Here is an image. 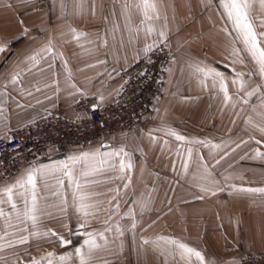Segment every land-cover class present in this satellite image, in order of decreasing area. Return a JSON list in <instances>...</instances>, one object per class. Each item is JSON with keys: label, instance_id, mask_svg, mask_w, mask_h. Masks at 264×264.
Returning a JSON list of instances; mask_svg holds the SVG:
<instances>
[{"label": "crops", "instance_id": "0c3cea01", "mask_svg": "<svg viewBox=\"0 0 264 264\" xmlns=\"http://www.w3.org/2000/svg\"><path fill=\"white\" fill-rule=\"evenodd\" d=\"M61 2L0 0V43L7 44V51L0 54V93H4L0 103L4 104L3 117H7L10 128L7 135L51 112L63 111L76 118L71 108L82 99L99 106L115 103L125 85L123 73L143 58L142 50L154 42V49L168 43L172 51L162 94L145 118L144 128L111 134L99 142L41 158L0 183V187L14 183L31 165H51L72 154L123 147L134 165L128 173L131 185L124 189L126 181L117 178L120 173L106 169L91 178L95 183L86 189L96 194L91 197L96 204L95 216L89 217V225L79 232H104L107 238L106 246L94 253L92 264H185L173 246L163 241L159 248L143 243L144 239L157 241L159 237L175 238L200 250L208 264H230L233 260L243 264L246 254H264V194L242 193L232 187L264 188V157L253 159L256 149L264 152V133L259 130L264 128V107L258 95L248 104L226 102L211 79L204 85L200 83L201 77L193 67L208 65L224 73L233 101L248 99L246 91L264 84L247 53L241 52L243 63H233L237 58L231 55L232 48L242 49L243 45L218 0H156L160 18L144 23L134 7L135 0H127V14L126 0H63V11ZM253 15H264L259 0L254 2ZM148 24L156 29L152 34L146 32ZM71 29L86 35L77 40ZM161 30L166 32V41L158 35ZM49 42L50 51H43ZM34 55L35 62L28 59ZM240 72L245 73L247 81L244 91L231 83ZM16 73L18 81L12 83ZM101 95L103 102L99 100ZM3 117L0 138L5 137ZM168 129L188 140L206 141L207 146L178 141L167 134ZM188 148L193 150L190 160ZM115 162L118 164L119 158ZM117 188L120 194L112 199ZM63 191L68 199L65 211L60 210L58 198L48 196L42 201L44 214L38 230L54 231L72 243L62 246L51 235L30 238L26 244L0 251V264H31L48 252L57 256L73 253L71 259L57 264H79L74 249L86 237L78 232V213L67 181ZM41 192L48 195L43 185ZM138 201L147 207L142 209ZM117 203L119 211H109ZM3 207L11 211L7 204ZM130 209L135 212V230L131 229L132 217L125 215ZM117 225L124 229L123 236ZM109 226L112 231L105 232ZM28 228L33 231L30 222ZM3 231L16 230L6 228L0 218V233ZM19 235L27 233L8 235L0 243L7 244ZM97 241L105 244L99 237Z\"/></svg>", "mask_w": 264, "mask_h": 264}, {"label": "snow or ice", "instance_id": "6c2138e0", "mask_svg": "<svg viewBox=\"0 0 264 264\" xmlns=\"http://www.w3.org/2000/svg\"><path fill=\"white\" fill-rule=\"evenodd\" d=\"M22 3H27L29 0H21ZM211 3L212 0H207ZM255 0H218V6L223 9L224 16L230 22L233 31L235 32V37L243 48L233 47L231 55L237 59L233 63H243L244 57L241 56V52L247 53L251 60L255 63L258 74L261 78H264V31H258V28H264V15L259 18L253 15V6ZM261 5V12L264 13V0H259ZM61 10H64L63 0L61 2ZM134 7L142 14L143 21L148 22L153 19H159V11L157 8L156 0H135ZM125 13L130 12V5L127 0L124 4ZM227 32V28L223 29ZM74 33V38L77 40L84 33H77L75 29H71ZM156 29L148 24L146 28L147 34H152ZM230 36L231 32L228 33ZM161 41L167 40L166 32L161 30L158 33ZM106 43V42H105ZM235 44V41H233ZM51 42L46 46L43 51H50ZM156 47L155 42L153 44H148L142 50L144 55L147 56L148 53L153 51ZM7 51V44L0 43V54ZM36 55H39L37 53ZM36 55L29 57L28 59L35 62ZM195 72L200 75V83L202 85L209 79L212 81L213 87H217L218 90L223 93V97L226 102H242L248 104L249 100L253 96H259L261 100V107H264V84H257L256 87L252 88L250 91H246L245 95L248 99L243 97L238 98L237 101H233L232 96L228 91V79L225 77L224 73L218 71L214 67L208 65H193ZM170 71V70H169ZM71 73L69 72V77ZM245 73H236L235 78L231 80V83L238 86L239 91H244L246 89L247 81L244 79ZM19 78V73L12 76V83H16ZM72 87H75L72 85ZM38 91L40 89H37ZM77 91H80L77 89ZM119 91V90H118ZM31 95V93H28ZM4 93H0L3 96ZM99 100L103 102L104 97L101 95ZM18 107H23V105L18 104ZM96 109V105H93V110ZM5 112V107L3 103H0V117H3ZM3 130L5 132V138L7 137V132L10 128L7 124V117H3ZM248 122L251 123V117L248 118ZM34 123V121H33ZM264 133V128L259 129ZM167 134L174 136L178 141H185L190 144H204L207 146L206 141L202 140H188V138L178 134L172 129L167 130ZM152 139H155L154 137ZM260 143V141H257ZM213 148H220V145H212ZM240 147V145H237ZM235 149H233L234 151ZM192 148L187 149L188 160L192 157ZM227 155V154H226ZM264 157V152L259 149L255 150V158ZM115 158H119L118 164L115 162ZM244 157H241L243 159ZM221 159H224L222 156ZM201 162L203 163V158L201 157ZM220 161L217 160L216 163ZM134 165L131 161L130 154L123 148L120 147L118 150H112L110 152H101L97 150L95 152H83L78 154H72L67 157L66 160H61L54 162L51 165H31L24 169L23 173L15 180L14 183L8 184L6 186L0 187V218L4 220L6 228H15V232L9 233L3 231L0 233V241H4L5 237L8 235H15L19 233H27V235H19L16 240L8 241L7 244L0 243V251H3L5 247H14L16 244H26L29 242L30 238L40 239L42 237H48L49 235L57 237L60 240L62 246H67L72 243L71 240H65L63 236H58L54 231L49 230V232L41 233L38 230V223L40 216L44 214L42 207V201H46L48 196L58 198L60 200V210L65 211L68 203L67 195L63 191L65 186V181L68 182L72 188V205L76 208L78 213V232L80 229H85L89 223V217L95 216L96 204L91 202V197L96 195L95 193L88 192L86 189L95 181L91 178L97 176L98 174H103L106 169L117 170L120 175L118 179L126 181L123 188L127 189L131 185V175L128 174L133 169ZM187 163L185 164V168ZM204 170L207 172V165H204ZM228 179V177H226ZM54 182V183H53ZM41 185L47 192V196L41 192ZM236 191L242 193H261L264 194V188H236L232 186ZM116 196L120 194V189L114 190ZM202 191H208V189L202 188ZM215 195V192L212 193ZM202 198V197H201ZM141 208L144 209L147 205L138 201ZM7 204L11 211H5L3 205ZM111 205V200L109 201ZM109 211L118 212L119 204L117 203L114 209H109ZM125 215L132 217L133 222L131 224V229L135 230L137 227V222L135 221V212L130 209ZM13 220L16 224H13ZM30 222L33 231L29 232L28 223ZM105 225L108 221L104 222ZM67 227V226H66ZM117 231L121 236L124 235V229L119 225L116 226ZM112 231V228L106 227L105 232ZM79 234L86 237L82 244L74 249V254L79 258V264H92L94 253L101 249L107 244V238L104 236V232L95 231H83ZM104 240L105 244L102 245L98 243L97 238ZM160 241H163L164 245L173 246L176 254L179 255L180 259L185 262V264H208L205 255L194 247L189 246L180 240L171 237H159L157 241H149L144 239V244L153 243L158 248L160 247ZM73 253H68L65 255L57 256L56 253L48 252L41 259H33L31 264H57L59 262H65L71 259ZM194 258V259H193ZM3 259V257H0ZM230 264H236L233 260Z\"/></svg>", "mask_w": 264, "mask_h": 264}, {"label": "built area", "instance_id": "2783aa9c", "mask_svg": "<svg viewBox=\"0 0 264 264\" xmlns=\"http://www.w3.org/2000/svg\"><path fill=\"white\" fill-rule=\"evenodd\" d=\"M171 62V48L164 43L123 73L125 85L115 103L99 106L82 99L71 108L76 118L63 111L51 112L13 131L8 138L1 137L0 183L46 156L99 142L111 134L144 128L145 118L162 94ZM243 264H264V254H246Z\"/></svg>", "mask_w": 264, "mask_h": 264}]
</instances>
